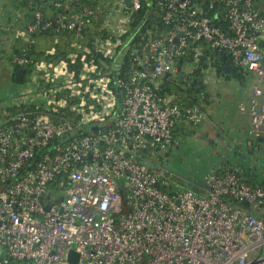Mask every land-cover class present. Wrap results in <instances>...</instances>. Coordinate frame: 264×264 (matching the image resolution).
<instances>
[{
    "label": "built area",
    "instance_id": "built-area-1",
    "mask_svg": "<svg viewBox=\"0 0 264 264\" xmlns=\"http://www.w3.org/2000/svg\"><path fill=\"white\" fill-rule=\"evenodd\" d=\"M129 1L105 17L56 0L52 14L36 10L15 31L28 46L40 32L54 36L41 58H11L24 75L0 111V264H70V250L75 264H264V187L232 169L205 173L202 192L175 184L162 166L172 131L203 113L157 93L202 40L257 77L249 132L264 144V15L254 0H155L167 28L154 36L145 17L133 23L151 0ZM203 1L223 5L226 31L202 14Z\"/></svg>",
    "mask_w": 264,
    "mask_h": 264
},
{
    "label": "crops",
    "instance_id": "crops-1",
    "mask_svg": "<svg viewBox=\"0 0 264 264\" xmlns=\"http://www.w3.org/2000/svg\"><path fill=\"white\" fill-rule=\"evenodd\" d=\"M254 7L264 15V0H255ZM20 22L21 20L14 22L12 31L21 29ZM0 36L3 37L1 34ZM262 47L264 50V40ZM225 64L230 65L229 73L226 74L228 77L218 76L216 68L211 65L202 69L203 79L199 83L203 84V95H207L209 104L201 108L203 115L198 123H177V137L174 138V146L170 148L179 150L178 155L182 156L188 152L190 144L194 143L197 151L206 159V171L201 173L198 184L191 188L196 192H202V176L205 173L225 169L238 171L253 184L264 185V144L261 138L249 132V97L258 80L252 72L243 68L236 71L235 66L228 62L222 63L221 67ZM196 65L186 64L184 69L188 68L190 71ZM8 100L0 101V111ZM186 129L192 132L185 134ZM169 155L171 156L170 152ZM201 161L202 158L198 155L196 162Z\"/></svg>",
    "mask_w": 264,
    "mask_h": 264
},
{
    "label": "trees",
    "instance_id": "trees-1",
    "mask_svg": "<svg viewBox=\"0 0 264 264\" xmlns=\"http://www.w3.org/2000/svg\"><path fill=\"white\" fill-rule=\"evenodd\" d=\"M54 1L56 0H36L34 1L33 5H28L26 0H21V2H18V0H0V34L3 36L6 35V33L11 32L14 26V22L21 20L22 17L24 20H21L19 26L20 28L23 29L24 24L33 20V13L36 10H40L44 12V15L52 14V3ZM79 1L81 5L95 7V8L99 7L103 9L104 12H106V9L108 8L107 3L103 0H79ZM150 3L151 4L149 3L143 4L141 9L133 13V19H134L133 23H136L140 18L145 17L144 26L146 28H152L153 35L156 36L164 32L167 26L163 25L162 23L161 16L163 14V11H161L160 7L155 3V0H151ZM200 4L203 7L202 14L210 18L213 24L220 26L223 30L226 31L227 23L223 19V13H224L223 5L220 3H215L214 7L210 9L207 6V1H203ZM76 6L73 7L77 8ZM142 29L143 28L139 29L140 34L144 33ZM53 36L54 35L52 32H40L38 35L32 37L34 42L30 46H28L27 42H24L22 39L18 37L16 38L14 37V39L8 40L7 47L8 49L12 50L10 63H11V58L13 56L20 55L22 53L26 54L29 57H32L33 59L41 58L45 49H47L50 46ZM197 47H200L201 49L200 56L195 55L194 49ZM222 52L223 51L218 49H210L207 43H205L202 40L191 42L188 50L183 52L182 55L177 60V65L180 64L182 67H185V63L187 64L196 63L197 64L196 68L193 70V72L190 71L192 72L191 74L193 78H196V81H193V79H187L186 75L181 76V74H179L181 70L177 71L176 77L174 78H170L169 76L168 77L164 76L162 78V84L157 90L158 95L172 96L173 97L172 102L177 104L182 111L188 108H192L194 106L202 108L203 106L209 104L207 95L205 94L203 95V89H204L203 84L199 83V80L203 79L202 69H204L207 65L214 66L216 68V73L218 76L228 77V75L222 72L221 64L228 62L232 65V63L229 56L226 57V60L224 62L221 60ZM208 54L210 55V57H207L205 59L202 58V56H206ZM180 60L181 63H179ZM129 63L130 62L127 59H125L122 64L121 70L123 71L125 67H128ZM234 69L237 71V70H241L242 68L235 66ZM15 70H16L15 67H13V71ZM13 75H12V80L16 81ZM181 121L184 122L185 119H181ZM191 132L192 131H189L187 129L186 132L184 131V133L188 135ZM176 133L177 132L174 129L172 131L173 138L177 137ZM170 151L171 150H169V152ZM227 170L225 169L223 171H215V172L222 173ZM233 171L243 182L252 186H257V184H253L251 183V181L243 178L238 171L235 170ZM258 186L264 187V185H258ZM239 203L242 206H247V204L244 202H239Z\"/></svg>",
    "mask_w": 264,
    "mask_h": 264
},
{
    "label": "rangeland",
    "instance_id": "rangeland-1",
    "mask_svg": "<svg viewBox=\"0 0 264 264\" xmlns=\"http://www.w3.org/2000/svg\"><path fill=\"white\" fill-rule=\"evenodd\" d=\"M103 1H105L108 6L106 12H104L105 17H108L107 12L115 14V12H113L115 10V0ZM18 2H21V0H18ZM128 12L131 11L128 9L125 14L119 12V18L122 19L128 16ZM120 19L114 18L113 16L112 21L110 22L111 28L114 29L118 27L120 25L118 24ZM14 37L16 38V32L14 31L6 33V35H3V37L0 36V101H6L7 99H10L12 94L18 88V83L13 82V80L10 78L14 71L13 65L10 63L12 52L7 47L8 40L14 39ZM186 64L187 63H185V67ZM188 70V68L181 69L179 74H185L187 76ZM176 74L177 72L172 73L169 75V77L174 78L176 77ZM179 152V150L176 151L173 148L170 151L171 156L169 155L164 157L162 166L174 175L175 179L173 180L175 184L177 183L178 186L182 188L191 189L198 184L201 173L206 171V159L203 158V154L201 152L197 151L194 143L190 144V149L184 155H178ZM198 155H200L202 158L200 163L196 162Z\"/></svg>",
    "mask_w": 264,
    "mask_h": 264
},
{
    "label": "water",
    "instance_id": "water-1",
    "mask_svg": "<svg viewBox=\"0 0 264 264\" xmlns=\"http://www.w3.org/2000/svg\"><path fill=\"white\" fill-rule=\"evenodd\" d=\"M125 2H126L127 5H130V1L129 0H125ZM142 31H144V28L142 29ZM259 45L261 47L263 46V40L259 41ZM221 56H222L221 60L224 62L226 60L227 54L225 52H222ZM207 57H210V55L208 54L206 56H202V58H204V59L207 58ZM179 63H181V60L179 61ZM116 69L117 70L119 69V65L118 64L116 65ZM181 69H184V67H182L180 64H178L177 65V71H180ZM229 70H230V65L229 64H225V65L222 66V72L224 74H228ZM23 75H24V69L23 68H17L14 71V79L16 81H21L22 78H23ZM169 75H170V73H166L164 76L168 77ZM181 76H184V74H181ZM199 82H201V80ZM44 209L47 210L48 207L45 206ZM68 261H69L70 264H75L76 261H77V254L73 250H70L68 252Z\"/></svg>",
    "mask_w": 264,
    "mask_h": 264
},
{
    "label": "flooded vegetation",
    "instance_id": "flooded-vegetation-1",
    "mask_svg": "<svg viewBox=\"0 0 264 264\" xmlns=\"http://www.w3.org/2000/svg\"><path fill=\"white\" fill-rule=\"evenodd\" d=\"M194 70V69H193ZM193 70H190V71H192L193 72ZM190 71H188V74H187V76H186V78L187 79H193V81H196V78H193V76H192V72H190ZM185 75V74H184ZM200 81V80H199Z\"/></svg>",
    "mask_w": 264,
    "mask_h": 264
}]
</instances>
